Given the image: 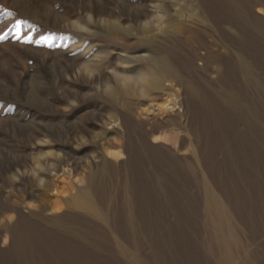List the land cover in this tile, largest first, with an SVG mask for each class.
Returning a JSON list of instances; mask_svg holds the SVG:
<instances>
[{"label":"rangeland","instance_id":"obj_1","mask_svg":"<svg viewBox=\"0 0 264 264\" xmlns=\"http://www.w3.org/2000/svg\"><path fill=\"white\" fill-rule=\"evenodd\" d=\"M0 264H264V0H0Z\"/></svg>","mask_w":264,"mask_h":264},{"label":"bare ground","instance_id":"obj_2","mask_svg":"<svg viewBox=\"0 0 264 264\" xmlns=\"http://www.w3.org/2000/svg\"><path fill=\"white\" fill-rule=\"evenodd\" d=\"M92 11V10H91ZM98 14V13H97ZM97 16V15H96ZM90 70V69H89ZM91 72V71H90ZM153 74V73H151ZM98 76V75H97ZM96 76V77H97ZM122 76V75H121ZM163 79H165L164 76H161V74H157V75H151L149 77V79L146 81V84L148 86H158L159 84L162 83ZM123 81V84L126 85L125 87V91H129V90H132L136 87L138 81L133 79L131 80L129 77H124V79L122 80ZM85 193V192H84ZM82 194V193H81ZM87 194V193H86ZM85 196V194H84ZM89 199V198H88ZM73 204H76L75 206L77 205H88L86 201H83L82 198L80 197H77V195L75 196V199L73 200ZM95 207V206H94ZM209 207V206H208ZM96 210V209H95ZM90 211V210H89ZM93 212V211H92Z\"/></svg>","mask_w":264,"mask_h":264}]
</instances>
